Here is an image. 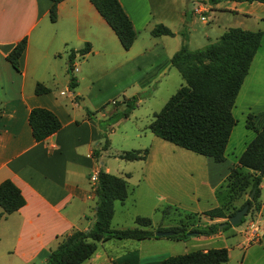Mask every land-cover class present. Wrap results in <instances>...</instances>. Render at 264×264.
<instances>
[{"label": "crops", "instance_id": "0c3cea01", "mask_svg": "<svg viewBox=\"0 0 264 264\" xmlns=\"http://www.w3.org/2000/svg\"><path fill=\"white\" fill-rule=\"evenodd\" d=\"M118 1L136 33L128 50L122 48L113 30L89 0L61 1L57 5L55 21L49 18L50 0H0V182L11 180L25 200L22 207L0 219V237L4 241L10 240L4 253L11 259V264H46L47 252L62 236L72 229L86 230L89 227L93 217H88L89 210L95 205L92 177L100 168L125 177L126 181L129 177L128 172L112 170L111 165L103 160L111 155L109 148L102 150L97 159L92 156V151L103 140L98 121L117 113L123 98L155 84L158 89L162 79L170 74V58L183 42L176 39L179 30L153 13H166L171 5H178L176 19L183 23L186 0ZM192 2L193 13L201 15L202 25H208L206 15L209 18L232 12L242 17L238 24L240 28L262 32L260 47L236 98H239L245 119L248 113L264 111V2ZM159 23L169 26L174 35L153 36L150 31ZM192 24L193 20L189 26ZM227 28L216 31L210 27L200 34L202 42L215 41ZM192 35H188L189 41ZM23 37L26 45L18 59L19 70H16L6 55ZM85 43L90 44V51L80 55L77 51ZM71 51H75L72 71L76 73L70 74L68 58ZM79 57L82 60L77 62ZM71 78L75 83L73 89L70 88ZM37 83L49 91L36 94ZM75 95L80 98L76 100ZM106 102L109 103L94 117L87 116L86 109L95 111ZM34 107L49 109L61 123L58 131L39 142L32 138L27 121L28 113ZM131 116L133 112L107 127L110 145L116 129L123 136H132L125 126ZM132 132L135 137L141 136L139 130L135 133L132 129ZM141 133L146 135V131ZM254 135L233 159H228L231 152L227 151L229 137L222 162L184 148L177 149L182 147L173 143L177 148L167 151L150 146L146 159L139 160L144 164V184L151 191L158 188L159 196L166 203L187 205L184 202L187 199V207L194 209L195 213L213 208L218 205L216 189ZM263 181L264 175L261 189ZM188 184L191 185L186 189ZM207 203L209 206H205ZM255 215L258 216L259 231L254 238L244 231L236 234L233 229H225L209 236H191L187 242L200 243L197 250L204 251L226 247L228 259L223 264H264V200L249 218L254 219ZM221 221L222 218L209 219L210 223ZM126 240L133 239H122L108 247L103 244L109 240L98 242L96 251L81 264H107L127 251L137 250L128 248L117 254L118 249L127 244L125 242H130ZM214 241L221 244L213 246Z\"/></svg>", "mask_w": 264, "mask_h": 264}, {"label": "trees", "instance_id": "16d2710c", "mask_svg": "<svg viewBox=\"0 0 264 264\" xmlns=\"http://www.w3.org/2000/svg\"><path fill=\"white\" fill-rule=\"evenodd\" d=\"M49 18L56 20L57 5L63 0H50ZM99 15L117 36L120 45L128 50L135 39L136 33L132 21L123 10L118 0H89ZM189 1V0H187ZM223 0H208L210 4ZM246 2H264V0H233ZM186 15V12H185ZM150 33L153 36H173L174 32L163 24L155 25ZM262 32L252 31L240 27H229L213 42L200 48L190 49L186 44L170 58V65L181 75L184 83L169 97L162 108L153 113L148 129L156 137L190 150L196 154L211 157L215 162L225 159V148L230 134L236 124L232 108L242 82L248 72L250 63L260 47ZM188 35L184 37V41ZM26 45V38L19 40L6 59L14 69L19 70L18 59ZM90 51V44L85 43L78 49L80 55ZM75 51L69 53L68 72L71 74ZM75 86L71 78L70 88ZM49 89L40 83L34 88L36 94L46 93ZM150 94V89L141 93L123 98L124 108L108 117L99 120L102 129V143L92 151V156L98 158L102 150L110 146L107 136V127L120 118L128 117L137 107L139 100ZM76 100L80 97L75 95ZM91 111L86 109L88 117L102 109ZM34 141L46 139L61 127L58 117L49 109L34 107L27 117ZM245 126L254 131V137L245 145L239 155L237 163L231 167L221 186L216 189L219 205L201 213L210 220L222 218L221 222H212L206 227H191L182 232L177 227H171L173 235L166 236L174 240H188L191 236L213 235L230 227L228 218L240 208L248 204L247 213H255L260 208L258 197L260 183L264 173L260 169L264 165V111L248 113ZM148 148L124 150L117 155L124 160H145ZM96 183L93 189L96 209V218L89 231L72 229L62 236L57 245L47 252L46 264H81L96 251L97 243L110 239L143 240L159 238L151 228L149 217L137 216L134 227L112 228L111 219L114 213V201L123 202L127 195V181L100 168L97 172ZM253 191L252 197H250ZM247 193L241 203H237ZM25 203L20 192L9 179L0 182V219L10 214ZM246 213V214H247ZM245 214V215H246ZM244 215V216H245ZM241 219V222L244 219ZM225 224L219 228L220 224ZM161 230V229H159ZM228 259L226 247L194 250L184 254L171 255L159 260L141 261L137 250L127 251L107 264H223Z\"/></svg>", "mask_w": 264, "mask_h": 264}, {"label": "rangeland", "instance_id": "374dc122", "mask_svg": "<svg viewBox=\"0 0 264 264\" xmlns=\"http://www.w3.org/2000/svg\"><path fill=\"white\" fill-rule=\"evenodd\" d=\"M169 2V0H166ZM193 0L185 1L184 4V12L186 15L183 17L185 21L183 23H179L176 19L178 17V5H171L167 9L166 13L158 14L157 11H154V15L160 16V19L166 21V24L176 30H179L177 35V41L182 39V42L188 46L190 49L200 48L204 46V42H202V36L200 34L208 30L210 27L215 29L216 31H220L225 27H239L238 24L241 21L242 17L240 15H236L232 12H224L220 15L213 16L211 15L209 18L206 15V20L208 21V25L201 24L200 14H194L192 7L194 6ZM169 5V4H167ZM156 12V13H155ZM205 14V12H204ZM209 16V15H208ZM193 20V24L189 26V23ZM168 22V23H167ZM167 26V25H165ZM170 28L169 26H167ZM171 29V28H170ZM199 31V32H198ZM193 34L191 40L188 39L184 41V37L189 34ZM169 39V38H168ZM172 39V38H170ZM212 41H214L212 39ZM211 41V42H212ZM210 43V42H209ZM208 44V43H207ZM206 45V44H205ZM82 60L81 57L78 58L79 62ZM72 73H76L73 72ZM184 83L179 72L171 67V72L166 76V78L162 79L160 85H158V89H156V84L152 85L150 88V94L145 95L138 102L137 107L132 111L133 116L131 119L126 122L125 126L129 129L132 136L126 137L123 136L116 129V132L111 137V145L109 146L108 153L110 156H105L103 158L108 164L111 165L112 170H118L119 172H128L129 177L127 179V189L128 195L123 202L114 201V210L113 219H111V227L112 228H128L134 227L135 218L137 216L141 217H149L151 219V228L156 231H173L169 228L177 227V231L182 232L184 229H189L191 227H206L210 224L209 219L202 215L191 214L195 213L194 209H189L187 207L188 201L184 200L187 205H175L166 203L158 193V188L148 189L143 181V166L141 161L139 160H124L120 159L116 156L117 152H122L124 150H132V149H142L149 148L153 146L155 149L168 150L175 149L173 144L163 141L156 136H154L151 132H149L148 124L153 118V113L159 111L162 106L166 103L169 97L177 90V88ZM155 86V87H154ZM146 89V90H148ZM156 89V91H154ZM145 90V91H146ZM141 93V92H139ZM122 99L120 96L119 99ZM236 98L234 102V106L232 108V114L236 120V124L232 129L230 134L229 145L227 147V151H231L228 153V159H233L234 156L238 155L240 152V148L244 146L245 142L253 136V131L246 128L245 126V117L241 113L242 107ZM109 102L104 103L103 105L108 104ZM114 105V104H113ZM124 108V104L121 103L117 108L118 111H121ZM140 131L141 136L135 137L134 133ZM121 130V129H120ZM123 130V129H122ZM141 131H146V135L143 136ZM159 141L163 146L157 145ZM232 148V150H231ZM183 149V148H177ZM113 155L115 157H113ZM124 170V171H121ZM264 183V181H263ZM160 185H163L161 183ZM191 184L186 185V189L190 187ZM159 186V185H158ZM221 186V185H220ZM218 189V188H217ZM158 191V192H157ZM247 193L244 194L241 199L237 201V203H241L245 198H247ZM161 200V201H160ZM264 200V187L260 190V195L258 197V201L261 202ZM219 205V203H218ZM216 205V206H218ZM205 206H209L207 203ZM215 206V207H216ZM93 206L89 210L88 217L91 218L93 215ZM197 212V211H196ZM203 212V211H202ZM201 213V212H200ZM251 210L244 216V219L239 224L232 226L230 225L228 230L233 229L236 234L242 233L244 231L245 226L247 225L249 216H251ZM257 215L254 217V221L257 220ZM257 222V221H256ZM224 224V223H223ZM221 225V224H220ZM219 225V226H220ZM184 228V229H183ZM161 229V230H159ZM226 229V230H227ZM225 230V231H226ZM119 239H110L105 242L106 247L110 244H113ZM130 242H125L122 248L118 249L117 254L120 252H124L128 250V248H137L139 251V255L143 261H151V260H159L171 255L184 254L187 252H191L197 250L200 246V243L194 240H174L168 238L166 236L159 237L157 240L155 239H145V240H126ZM213 246H218L221 243L214 241ZM129 243H133L129 244ZM227 244V243H226ZM10 246V240L4 241L2 237H0V264H11V259H8L7 254L4 253ZM124 250V251H123ZM117 252V251H116Z\"/></svg>", "mask_w": 264, "mask_h": 264}, {"label": "water", "instance_id": "95a60500", "mask_svg": "<svg viewBox=\"0 0 264 264\" xmlns=\"http://www.w3.org/2000/svg\"><path fill=\"white\" fill-rule=\"evenodd\" d=\"M72 94L74 95V92H72ZM259 173H260L261 175L264 173V165L261 167ZM252 195H253V191H252L250 197H252ZM248 208H249V205H248V204L244 205V206H243L242 208H240L235 214L231 215V216L228 218L227 222H228L230 225H232V226H235V225L239 224V223L241 222L242 217L247 213ZM96 209H97V207H95V212H96ZM95 212H94V216H93L92 219H91V223H90L89 227L86 229V231H89V230L92 228V226H93V223H94L95 218H96V213H95ZM224 225H225V224H221V225L219 226V228H222ZM154 234H155V236H157V237H158V236H170V235H173V234H174V231H164V232H162V231H156V232H154Z\"/></svg>", "mask_w": 264, "mask_h": 264}, {"label": "built area", "instance_id": "2783aa9c", "mask_svg": "<svg viewBox=\"0 0 264 264\" xmlns=\"http://www.w3.org/2000/svg\"><path fill=\"white\" fill-rule=\"evenodd\" d=\"M96 176H97V174L92 177V179L95 181V183H96V179H97ZM258 231H259L258 223L256 221H254L253 219L249 218L247 225L244 228V232L248 233L252 238H254L257 235Z\"/></svg>", "mask_w": 264, "mask_h": 264}]
</instances>
